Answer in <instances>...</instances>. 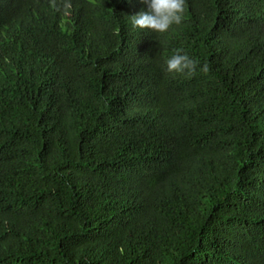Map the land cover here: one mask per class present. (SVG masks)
Instances as JSON below:
<instances>
[{"label":"trees","instance_id":"trees-1","mask_svg":"<svg viewBox=\"0 0 264 264\" xmlns=\"http://www.w3.org/2000/svg\"><path fill=\"white\" fill-rule=\"evenodd\" d=\"M141 11L0 0V264H264V0Z\"/></svg>","mask_w":264,"mask_h":264},{"label":"clouds","instance_id":"clouds-1","mask_svg":"<svg viewBox=\"0 0 264 264\" xmlns=\"http://www.w3.org/2000/svg\"><path fill=\"white\" fill-rule=\"evenodd\" d=\"M147 5V11L131 16L134 28L147 29L156 33H164L173 25H179L183 20L185 11V0H142ZM197 61L190 58L186 53L181 54V50H177L166 61L168 72H177L193 74L197 68ZM202 72L207 73L209 67L205 63Z\"/></svg>","mask_w":264,"mask_h":264}]
</instances>
